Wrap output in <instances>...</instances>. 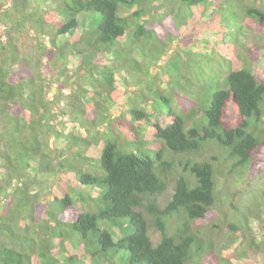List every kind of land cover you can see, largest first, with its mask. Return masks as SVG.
I'll return each instance as SVG.
<instances>
[{"label":"trees","instance_id":"obj_1","mask_svg":"<svg viewBox=\"0 0 264 264\" xmlns=\"http://www.w3.org/2000/svg\"><path fill=\"white\" fill-rule=\"evenodd\" d=\"M258 3L0 0V264H264Z\"/></svg>","mask_w":264,"mask_h":264},{"label":"rangeland","instance_id":"obj_2","mask_svg":"<svg viewBox=\"0 0 264 264\" xmlns=\"http://www.w3.org/2000/svg\"><path fill=\"white\" fill-rule=\"evenodd\" d=\"M34 2V1H33ZM256 2L258 3V0H256ZM259 6L264 10V0H259ZM254 25H257L256 22L252 21ZM218 24L220 25V36L224 39L225 37L229 36L228 33V30H227V22L221 20L218 22ZM257 31L252 34V38H253V41L251 42H248L246 39H245V35H247V31H244V35L242 36L244 38V42L247 43V46L249 44L250 45V50H248L247 52L245 51L246 54L249 55V57L255 55H259V58H256L257 60L255 62H257L258 66L260 68H263L264 69V41H260L262 39H259V33H261V29H256ZM205 34V36L207 35H211V32H203L201 33L200 35L203 36ZM16 35V42L20 48V50L22 51V53H25L27 55H30V56H34V54L36 53V50H37V44H36V40L35 38L32 36V32H29V31H25V32H21V33H15ZM42 42H44L46 45H48L47 41H46V38H42ZM222 43H225V40L222 42ZM261 43V44H260ZM172 44H176L175 46H172V47H180V48H186V46L189 44V40H182V41H172ZM171 51V47L168 48V50L164 53V54H160L158 59L155 60V62L153 64H151V69L152 71H159L158 69L160 68L161 70V66L162 64H164L166 61H167V58L172 54ZM134 56L136 59H138L140 61V56H139V53L137 52H134ZM75 61H72L71 64H74ZM179 69H181V67H179ZM124 74V73H122ZM46 75V74H45ZM48 77V76H47ZM118 79L116 80V83L114 86L118 87V88H124L123 85H124V80L122 79V76L120 77H117ZM126 88H129L128 86ZM68 128H70V132H73V133H76V134H85L86 132L83 130V128L77 124H74V123H70V125L68 126ZM259 166L260 170L263 174L264 173V159L260 162H257L255 163ZM256 166V165H254ZM257 176V175H256ZM247 185L243 186V188H246ZM262 216L261 218L259 217H253L251 219V225L253 228H254V231H255V236H256V242L258 243V245L260 244V247L261 248H264V243L262 241V243H259V241H261L263 238H264V212L262 213ZM217 233V232H215ZM118 233H117V230H115V236H117ZM151 235H152V238L153 240L157 241L158 240V234L156 232H151ZM218 238L221 239V240H224V237L223 236H220L219 233H218ZM237 244H239V240L236 241ZM228 248H224L222 250V252H224L226 254V256H230L231 253H234L235 250L237 249V245L234 244V245H229L227 246ZM240 247H246V244L240 246ZM233 262H235V264H243L242 260H238V259H235L233 260ZM256 264H258L257 262H254Z\"/></svg>","mask_w":264,"mask_h":264}]
</instances>
